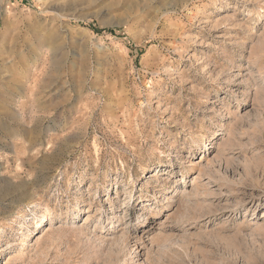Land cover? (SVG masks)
<instances>
[{
    "label": "rangeland",
    "instance_id": "1",
    "mask_svg": "<svg viewBox=\"0 0 264 264\" xmlns=\"http://www.w3.org/2000/svg\"><path fill=\"white\" fill-rule=\"evenodd\" d=\"M0 264H264V0H0Z\"/></svg>",
    "mask_w": 264,
    "mask_h": 264
},
{
    "label": "bare ground",
    "instance_id": "2",
    "mask_svg": "<svg viewBox=\"0 0 264 264\" xmlns=\"http://www.w3.org/2000/svg\"><path fill=\"white\" fill-rule=\"evenodd\" d=\"M157 196H159V195H157ZM158 202H160V199L159 200H157ZM145 213V212H144ZM155 214H157V212L155 213ZM145 219H146V217H144V221H145Z\"/></svg>",
    "mask_w": 264,
    "mask_h": 264
},
{
    "label": "trees",
    "instance_id": "3",
    "mask_svg": "<svg viewBox=\"0 0 264 264\" xmlns=\"http://www.w3.org/2000/svg\"><path fill=\"white\" fill-rule=\"evenodd\" d=\"M109 31L113 33V30H109Z\"/></svg>",
    "mask_w": 264,
    "mask_h": 264
}]
</instances>
